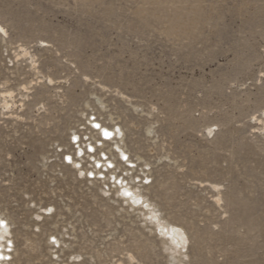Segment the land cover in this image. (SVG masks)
Wrapping results in <instances>:
<instances>
[{
  "label": "rangeland",
  "instance_id": "obj_1",
  "mask_svg": "<svg viewBox=\"0 0 264 264\" xmlns=\"http://www.w3.org/2000/svg\"><path fill=\"white\" fill-rule=\"evenodd\" d=\"M0 29L10 264H177L110 181L61 161L108 115L150 165L142 192L186 230L184 264H264V0H0Z\"/></svg>",
  "mask_w": 264,
  "mask_h": 264
},
{
  "label": "bare ground",
  "instance_id": "obj_2",
  "mask_svg": "<svg viewBox=\"0 0 264 264\" xmlns=\"http://www.w3.org/2000/svg\"><path fill=\"white\" fill-rule=\"evenodd\" d=\"M33 60L34 59H32V61ZM101 101L96 98V103L103 109L105 106H103L104 104L102 105ZM89 105L90 104L86 102L83 106L84 110H87ZM85 115L86 114H83V112H80V116L85 117ZM96 125H100V128L98 129ZM88 127L97 137L93 142L95 146L88 143L83 146L85 149L83 150L80 145L86 142L87 138L75 136V132H71L69 137L74 135L71 140L75 141V143L72 142V144L76 145L73 153L74 158H71V156L68 155L69 153H63L61 155V161L65 163L69 160L71 165L70 168L75 170L76 175L79 174L78 177H85L87 181L89 180V177H87L88 175H91L94 179H96L97 176H102L101 178L103 179L100 180L106 179L110 181V184L115 187L112 199L114 202H119V209L127 214L129 212L134 213L140 219L143 223L142 228L147 229L149 234H153L158 239L169 261H175L177 264H184L183 258L185 257L189 244L186 230L173 218L162 215L155 201L150 199L145 192H142L140 185L143 184V180L145 182L148 180V173L140 178V181H137L139 177L133 174V170H135L134 166L138 161L141 163V172L143 174L147 172V170L143 169L144 166L146 168L150 165L147 164L140 155H133L132 159H130V152L124 146L122 128L118 126V123L113 122V118L110 115H108L107 124H101L90 118ZM105 130L112 135L106 138L103 134ZM210 131L211 130H208V133H210ZM151 132V127L149 126L147 128V133L150 134ZM96 153L98 155H96ZM85 157L90 162L91 169L85 170L81 165L82 161L86 159ZM125 157H127V159H125ZM42 160L45 162L47 156L43 155ZM124 162L131 165L128 166L124 164ZM112 164L115 165V170L110 172L113 168ZM101 183L104 185V181L100 182V184ZM138 183H140V185ZM110 184L108 183V185ZM102 185H98L96 190L103 196H107L110 190L108 191V187L105 186V189ZM126 193H130V195H126ZM120 210L116 209V211ZM52 211L53 207L51 206H40L38 210L31 213V216L34 217L32 218L34 221L33 223H38V220L42 216L45 217L46 214ZM0 221L4 222V225L0 226V256L4 257V259H0V264H10L16 255L14 237L11 231L13 221L3 210H0ZM50 237L51 235L47 236L46 242L48 249L52 250L56 248V245L59 246L61 243L58 238L53 236L51 241ZM176 255L178 257H176Z\"/></svg>",
  "mask_w": 264,
  "mask_h": 264
},
{
  "label": "snow or ice",
  "instance_id": "obj_3",
  "mask_svg": "<svg viewBox=\"0 0 264 264\" xmlns=\"http://www.w3.org/2000/svg\"><path fill=\"white\" fill-rule=\"evenodd\" d=\"M0 31H3V29H0ZM96 127L99 129L100 128V125H96ZM104 136L107 138V137H110L112 134L110 132H108L107 130H105L103 132ZM125 159H127V157H125ZM126 195H130V193H126ZM4 225V222L3 221H0V226H3ZM0 259H4L3 256H0Z\"/></svg>",
  "mask_w": 264,
  "mask_h": 264
}]
</instances>
